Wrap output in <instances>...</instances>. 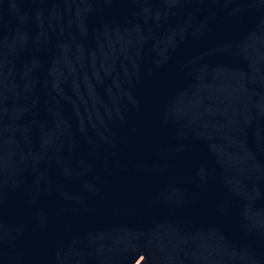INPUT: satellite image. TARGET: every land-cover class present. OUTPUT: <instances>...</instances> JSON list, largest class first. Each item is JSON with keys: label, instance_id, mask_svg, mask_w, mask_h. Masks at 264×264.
<instances>
[{"label": "water", "instance_id": "95a60500", "mask_svg": "<svg viewBox=\"0 0 264 264\" xmlns=\"http://www.w3.org/2000/svg\"><path fill=\"white\" fill-rule=\"evenodd\" d=\"M0 264H264V0H0Z\"/></svg>", "mask_w": 264, "mask_h": 264}]
</instances>
